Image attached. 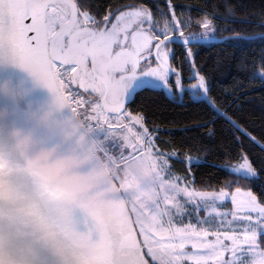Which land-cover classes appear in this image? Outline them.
<instances>
[{
    "label": "snow or ice",
    "instance_id": "obj_1",
    "mask_svg": "<svg viewBox=\"0 0 264 264\" xmlns=\"http://www.w3.org/2000/svg\"><path fill=\"white\" fill-rule=\"evenodd\" d=\"M0 69L88 138L27 160L78 264H264V100L246 106L249 84L264 88V0H0ZM233 69L247 83L225 87ZM142 162L149 204L127 190Z\"/></svg>",
    "mask_w": 264,
    "mask_h": 264
},
{
    "label": "water",
    "instance_id": "obj_2",
    "mask_svg": "<svg viewBox=\"0 0 264 264\" xmlns=\"http://www.w3.org/2000/svg\"><path fill=\"white\" fill-rule=\"evenodd\" d=\"M8 71L5 70L6 73ZM12 71L19 73V82L6 77L0 83V157L7 160L10 169L7 222L21 240H27L33 228L56 227L61 219L54 205H45L35 197L27 160L41 153L54 157L80 153L87 150L89 143L78 133L68 114L55 107L46 89L36 87L26 73ZM22 90L26 92L27 99ZM28 204L33 209L26 207ZM76 216L81 218L82 210L77 209ZM65 236L73 255L76 242L70 232H66ZM45 255L55 264L56 258L52 253Z\"/></svg>",
    "mask_w": 264,
    "mask_h": 264
},
{
    "label": "clouds",
    "instance_id": "obj_3",
    "mask_svg": "<svg viewBox=\"0 0 264 264\" xmlns=\"http://www.w3.org/2000/svg\"><path fill=\"white\" fill-rule=\"evenodd\" d=\"M6 77L18 83L19 73L0 69V83ZM0 163L6 166L0 170V264H52L46 258L50 252L56 258L55 264H78L77 258L72 255L71 244L66 232L71 233V226L60 219L56 227L37 226L29 233L30 238L21 240L16 231L8 224V205L11 184L9 182V167L5 159ZM33 209L31 204L26 205Z\"/></svg>",
    "mask_w": 264,
    "mask_h": 264
},
{
    "label": "trees",
    "instance_id": "obj_4",
    "mask_svg": "<svg viewBox=\"0 0 264 264\" xmlns=\"http://www.w3.org/2000/svg\"><path fill=\"white\" fill-rule=\"evenodd\" d=\"M179 2L183 4L194 5L203 3L211 4L214 2V0H179ZM258 47V44H252L249 49H245L244 54H250L252 49L258 50ZM234 80H239L241 82L247 83L246 75L237 72L236 69H233L231 76L228 77L224 82L225 87H232ZM247 91L248 101L246 106L249 109L258 112L261 101L264 100V88H261L258 83L249 84ZM199 171L204 179H215L216 177L223 178L222 172H219L217 169H214L208 165H202Z\"/></svg>",
    "mask_w": 264,
    "mask_h": 264
},
{
    "label": "rangeland",
    "instance_id": "obj_5",
    "mask_svg": "<svg viewBox=\"0 0 264 264\" xmlns=\"http://www.w3.org/2000/svg\"><path fill=\"white\" fill-rule=\"evenodd\" d=\"M23 95L27 99V94L22 90ZM82 136H84L87 141L88 138L79 131ZM89 143V141H88ZM129 195L135 199L137 202L143 201L145 204L152 203L156 196V187L153 183L152 173L148 169L146 163H139L134 166V171L129 173Z\"/></svg>",
    "mask_w": 264,
    "mask_h": 264
},
{
    "label": "flooded vegetation",
    "instance_id": "obj_6",
    "mask_svg": "<svg viewBox=\"0 0 264 264\" xmlns=\"http://www.w3.org/2000/svg\"><path fill=\"white\" fill-rule=\"evenodd\" d=\"M78 130V129H77ZM79 132V131H78Z\"/></svg>",
    "mask_w": 264,
    "mask_h": 264
},
{
    "label": "built area",
    "instance_id": "obj_7",
    "mask_svg": "<svg viewBox=\"0 0 264 264\" xmlns=\"http://www.w3.org/2000/svg\"><path fill=\"white\" fill-rule=\"evenodd\" d=\"M82 131V130H81Z\"/></svg>",
    "mask_w": 264,
    "mask_h": 264
}]
</instances>
